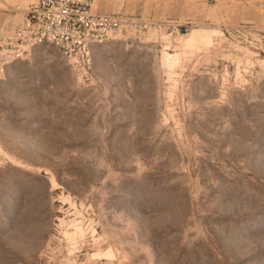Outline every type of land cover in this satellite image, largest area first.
<instances>
[{
    "label": "rangeland",
    "instance_id": "obj_1",
    "mask_svg": "<svg viewBox=\"0 0 264 264\" xmlns=\"http://www.w3.org/2000/svg\"><path fill=\"white\" fill-rule=\"evenodd\" d=\"M108 1L89 69L0 49V264H264V1Z\"/></svg>",
    "mask_w": 264,
    "mask_h": 264
},
{
    "label": "built area",
    "instance_id": "obj_2",
    "mask_svg": "<svg viewBox=\"0 0 264 264\" xmlns=\"http://www.w3.org/2000/svg\"><path fill=\"white\" fill-rule=\"evenodd\" d=\"M96 0H35L23 23L0 35V49L17 57L31 47L50 43L70 61L91 68L92 47L104 43L121 27L141 22L123 13H99Z\"/></svg>",
    "mask_w": 264,
    "mask_h": 264
},
{
    "label": "crops",
    "instance_id": "obj_3",
    "mask_svg": "<svg viewBox=\"0 0 264 264\" xmlns=\"http://www.w3.org/2000/svg\"><path fill=\"white\" fill-rule=\"evenodd\" d=\"M33 0H0V31L12 27L14 21L18 18V15L10 13L7 11L13 4L18 2H31ZM135 2L132 6L136 7V10H140V13L144 12L147 3L151 7L152 13H157L159 15H171L174 17L180 16V13L184 11L185 8L190 7L191 5L199 4L202 2L199 1H213V0H131ZM248 1L251 0H241ZM264 1V0H263ZM129 0L124 1V6L127 7L129 5ZM113 6L109 4L108 0H96L94 8L98 12H108ZM21 15H19L20 17Z\"/></svg>",
    "mask_w": 264,
    "mask_h": 264
}]
</instances>
